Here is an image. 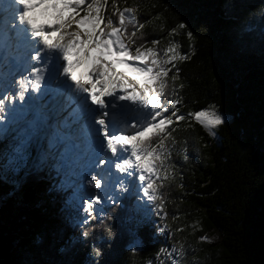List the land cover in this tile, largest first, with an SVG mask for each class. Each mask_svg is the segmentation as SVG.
<instances>
[{"label": "trees", "instance_id": "trees-1", "mask_svg": "<svg viewBox=\"0 0 264 264\" xmlns=\"http://www.w3.org/2000/svg\"><path fill=\"white\" fill-rule=\"evenodd\" d=\"M133 6L145 24L137 45L159 40L163 54L175 42L188 57L174 62L169 77L177 69L180 75L164 97L179 100L178 114L186 117L171 126L175 143L167 141L164 210L156 201L152 217L137 215L133 199L79 228L51 171L39 168L42 149L38 158L34 147L23 167L12 160L18 141L6 134L0 138V264H168L167 249L180 255L177 264H264V0H108L105 13L117 24L116 8ZM173 29L177 35H170ZM202 110H215L225 123L210 134L188 115ZM216 232L219 243L201 239Z\"/></svg>", "mask_w": 264, "mask_h": 264}, {"label": "snow or ice", "instance_id": "snow-or-ice-1", "mask_svg": "<svg viewBox=\"0 0 264 264\" xmlns=\"http://www.w3.org/2000/svg\"><path fill=\"white\" fill-rule=\"evenodd\" d=\"M4 3L5 0H0V5ZM107 5L108 0H9L8 3V7L16 13L17 29L35 38L47 53L42 56L38 51L33 57L45 65V68L36 67L30 73L35 77L34 89L39 90L47 64L53 60L66 62L58 64L59 71L83 93H87L91 103L101 110L94 116V123L99 125L96 131L106 141L107 150L117 158L115 168L128 177L139 173L144 196L154 203L160 201V210L163 211L160 189L166 186L165 181L170 179L171 171L167 163L171 158L167 141L175 143L171 126L186 120V117L178 114L179 100L166 103L162 98L166 97L170 88L169 81L175 82L180 75L177 69L169 77L175 68L174 62L188 57L180 55V45L175 42H170L163 59L156 47L160 44L159 40H153L152 47L137 45L136 40L143 39L142 33L140 36L137 33L145 27L144 23H139L136 15L138 7H125L123 10L117 7L114 14H118V24H114L104 15ZM37 8L44 10V24L38 25L34 19ZM129 24L134 26L130 33ZM20 26H23L22 29ZM185 27V24L179 25V29ZM177 34L176 29L170 32L173 36ZM187 35L191 38L192 33L188 32ZM93 51L97 55H89ZM73 56L76 57L75 62ZM85 64L89 70L79 74L76 70ZM20 83L24 85L23 80ZM26 90L27 86H24ZM104 97L112 99L106 103ZM19 98L23 100V92ZM125 101L129 103L119 105L120 108L135 106L132 110L138 112L140 119L123 128L114 123L110 126L107 121L110 116L108 109H116L117 102ZM3 109L4 101L0 100V111ZM170 109L171 114L165 116ZM111 115L116 116L117 113L112 112ZM188 115L194 117L210 134L211 129L225 123L215 110ZM95 187L99 189L101 181L96 180ZM93 199L96 204L102 203L100 196ZM86 204L85 211L92 215L93 203ZM201 239L209 241L207 236Z\"/></svg>", "mask_w": 264, "mask_h": 264}, {"label": "rangeland", "instance_id": "rangeland-1", "mask_svg": "<svg viewBox=\"0 0 264 264\" xmlns=\"http://www.w3.org/2000/svg\"><path fill=\"white\" fill-rule=\"evenodd\" d=\"M46 20V19H45ZM10 21H14V18L11 19ZM16 25V24H15ZM15 25H13L12 22H9L7 24V28L9 29V32L11 33V35L14 37L15 36V32L17 29H15ZM73 29H75V25L73 27ZM22 34H25L23 31H21ZM4 33L1 32L0 30V35ZM17 37V34H16ZM19 41L16 40L15 45L13 46V52L8 53L5 59H2L0 57V61L5 60V63H0V100L4 101V109L3 111H0V138L3 137L6 133H8L9 131H11V133H13V135L11 136L12 138H14L15 140L19 139L21 142L18 143V145H16L15 147V157H13V161H17V159L22 160L23 158H25V160L28 161L29 158V149L27 150V143H29V137L32 136V134L35 131V122H33V120H29V112L27 113H21L22 115L20 116H15V114H17L19 111L21 112V105H24V100L27 97V93L29 95H33L32 92V83H33V76L29 77V73H31V71L34 69V67L32 66L33 62H36L35 59L33 58H26V55L24 53V50H20V46L18 45ZM164 53V52H163ZM163 55V54H162ZM19 57L21 60L26 59V62L31 63L30 67H27V71H22L21 69L17 68V65L13 64L12 62H14L15 57ZM164 56V55H163ZM164 58V57H163ZM8 65V66H7ZM89 70V67L87 69V71ZM26 80H29V83L26 85L24 84V86H27V90L24 91V86L21 85L20 81L24 79V77H26ZM7 77L9 79H12V81L10 80H6ZM7 81V82H6ZM6 82V83H5ZM12 84V85H11ZM29 86V87H28ZM34 87V86H33ZM75 89L71 90V94L70 97L72 96H77V87L75 85L74 87ZM21 92H23V100H21L20 94ZM67 100H69V98ZM85 101V100H84ZM68 109L66 107V101L64 104V110ZM70 110V109H69ZM19 118L20 120H17V118ZM69 123V121H68ZM62 128V126H61ZM23 149H26L24 151H27V154L25 152H23ZM11 161V160H10ZM26 162V161H25ZM54 160H51L49 158H47L46 160L41 161V169L46 170V171H51L54 169L53 165H50V163L53 164ZM11 167L14 168V171L16 172L18 168H16V163H11ZM55 167L57 168L58 172L62 175H64V182H61V184L63 185L64 189H71L74 188L75 194L72 198L70 199H66L67 200V207L70 211V214L73 216L74 218V222L75 223H79V224H84L87 221L88 215L89 213L87 211H85V208L87 207L86 202H92L93 203V209L95 211V213L97 214L98 218H102L104 216V212H105V207L103 206V204H96L92 198L90 196L86 195V191L84 189V180H81V183H78V181L76 179H74L73 181H70V173H67V167L65 166H60L59 163H57L55 161ZM57 173V171H56ZM139 175H137L138 177ZM90 180L87 182L86 187L90 190H93L95 188V181L96 178L90 177ZM140 185H136V180L134 181V177H128L125 174V181L123 184H125L126 186V191H124L121 195L120 198H122L123 196H125L128 193H130L132 195V197L134 199H138V203H135L134 206L137 207L138 210H142L144 211L145 215H153V205L154 202L149 201L147 199V197L144 196L142 188H143V184L140 181ZM107 189L109 190V186L106 185L105 191H107ZM105 193H103L102 195H104ZM120 195V194H119ZM108 203V201H107ZM116 210H119L118 208H115ZM137 211V210H135ZM120 212V210H119ZM222 239V234L220 232H216L214 234H212L211 237H209V241L213 244L219 243ZM138 242L135 241L134 242V247L138 246ZM170 249H167L164 252V257L166 256L168 258V264H177L180 255L178 254H171L169 255ZM177 260V262H176ZM159 264H162V262H159Z\"/></svg>", "mask_w": 264, "mask_h": 264}, {"label": "bare ground", "instance_id": "bare-ground-1", "mask_svg": "<svg viewBox=\"0 0 264 264\" xmlns=\"http://www.w3.org/2000/svg\"><path fill=\"white\" fill-rule=\"evenodd\" d=\"M14 18V21L15 22H13L14 24H18V21L16 20V18H15V16L14 15H11L9 12H6V11H3V9H2V7L0 6V26L1 25H4V27H5V30H4V34L2 35V37L0 38V57L2 58V59H5L6 58V56H7V54L8 53H11V52H13V46L12 45H15V43H16V34L17 33H19L20 35H23L22 34V32H21V30H17L16 32H15V36L13 37L12 35H11V33L9 32V29L7 28V24L10 22V20L11 19H13ZM41 18H45L46 19V17H45V15H44V10H41V11H38V12H36L35 13V20H36V23L38 24H40L41 23ZM42 22H43V20H42ZM38 24V25H39ZM43 24V23H42ZM22 27L23 26H20V28L22 29ZM31 36L30 35H28V40H27V43H30L31 42ZM34 40H36V39H34ZM35 43H36V41H35ZM35 45V44H34ZM27 47H29L28 45H27ZM33 49H34V47H33ZM38 50H40V51H42V50H45L44 48H43V45H39L38 46V48H37V51ZM34 51H35V49H34ZM33 51V52H34ZM8 57V56H7ZM1 60V59H0ZM0 63H5V60H2V61H0ZM13 64H15V65H17V68L18 69H21L22 71H27L26 69H27V67H30L31 66V64L29 65V64H25V62H24V60H21L18 56L17 57H15V60H14V62H12ZM8 66V65H7ZM34 68H35V65H32ZM37 67H38V65H37ZM88 67L89 66H87L85 69H84V71L82 72V74L84 73V72H86L87 71V69H88ZM26 78H27V76L26 77H24V79H23V81H24V84H28L29 83V80L27 79L26 80ZM6 80H10V81H12L13 82V80L12 79H9L8 77H7V79ZM1 81V80H0ZM3 81V80H2ZM1 81V82H2ZM7 82V81H6ZM5 82V83H6ZM12 85V84H11ZM24 86V85H23ZM75 86V85H74ZM29 87V86H28ZM73 89H75V88H73ZM70 94H71V91L70 92H68V93H65L64 94V96L62 97V100H63V102H62V108L61 109H57L56 110V112H57V120H59V116L60 115H64V114H66V113H71L72 112V110H69L70 108H71V102L70 103H67V99H68V97H70ZM71 98V97H70ZM82 100H85L84 98H82ZM65 101H66V107L68 108V109H65L64 110V104H65ZM87 102H88V100H87ZM63 111V112H62ZM78 114V113H77ZM17 116V115H16ZM17 118V117H16ZM17 120H20L19 118H17ZM70 122V121H69ZM67 123H68V121H67ZM63 127H66V124H64L63 125ZM81 149H83L84 151H88V148H87V145H85V144H83V145H81ZM92 177V176H91ZM90 178V177H89ZM92 179H93V177H92ZM108 190V189H107Z\"/></svg>", "mask_w": 264, "mask_h": 264}]
</instances>
